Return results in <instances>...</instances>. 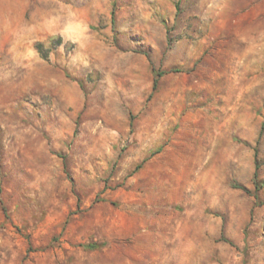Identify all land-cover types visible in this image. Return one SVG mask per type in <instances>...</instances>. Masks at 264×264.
I'll return each instance as SVG.
<instances>
[{
    "label": "rangeland",
    "instance_id": "1",
    "mask_svg": "<svg viewBox=\"0 0 264 264\" xmlns=\"http://www.w3.org/2000/svg\"><path fill=\"white\" fill-rule=\"evenodd\" d=\"M0 264H264V0H0Z\"/></svg>",
    "mask_w": 264,
    "mask_h": 264
},
{
    "label": "trees",
    "instance_id": "2",
    "mask_svg": "<svg viewBox=\"0 0 264 264\" xmlns=\"http://www.w3.org/2000/svg\"><path fill=\"white\" fill-rule=\"evenodd\" d=\"M157 85V81H156V84H155V86Z\"/></svg>",
    "mask_w": 264,
    "mask_h": 264
}]
</instances>
